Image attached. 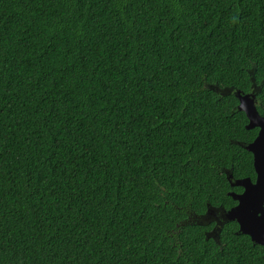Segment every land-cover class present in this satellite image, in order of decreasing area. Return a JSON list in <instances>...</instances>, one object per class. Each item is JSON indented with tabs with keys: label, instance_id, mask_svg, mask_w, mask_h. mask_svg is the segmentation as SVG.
I'll return each instance as SVG.
<instances>
[{
	"label": "trees",
	"instance_id": "1",
	"mask_svg": "<svg viewBox=\"0 0 264 264\" xmlns=\"http://www.w3.org/2000/svg\"><path fill=\"white\" fill-rule=\"evenodd\" d=\"M237 91L264 0H0V264H264Z\"/></svg>",
	"mask_w": 264,
	"mask_h": 264
},
{
	"label": "water",
	"instance_id": "2",
	"mask_svg": "<svg viewBox=\"0 0 264 264\" xmlns=\"http://www.w3.org/2000/svg\"><path fill=\"white\" fill-rule=\"evenodd\" d=\"M237 109L243 112L248 121L246 129H258L255 139L245 146L252 154L255 179H238L232 187L242 188L241 193H229L237 204L223 212L222 219L238 224V232L250 238L254 244L264 247V117L256 110V96L253 93L235 92ZM209 214V213H208Z\"/></svg>",
	"mask_w": 264,
	"mask_h": 264
},
{
	"label": "rangeland",
	"instance_id": "3",
	"mask_svg": "<svg viewBox=\"0 0 264 264\" xmlns=\"http://www.w3.org/2000/svg\"><path fill=\"white\" fill-rule=\"evenodd\" d=\"M210 215H212V216H210ZM218 216V213H214V214H209L207 217L208 218H204V220H207V221H214L215 220V217H217ZM219 217V216H218ZM217 217V218H218ZM220 218V217H219Z\"/></svg>",
	"mask_w": 264,
	"mask_h": 264
},
{
	"label": "flooded vegetation",
	"instance_id": "4",
	"mask_svg": "<svg viewBox=\"0 0 264 264\" xmlns=\"http://www.w3.org/2000/svg\"><path fill=\"white\" fill-rule=\"evenodd\" d=\"M214 213H217V212H214V211L209 212V214H214ZM209 214H208V215H209ZM222 214H223V212L221 213V216H219V214H218V216H219L220 218H219L218 216H217L218 218L215 217V221H218V222H219L220 219H222ZM210 216H212V215H210Z\"/></svg>",
	"mask_w": 264,
	"mask_h": 264
}]
</instances>
